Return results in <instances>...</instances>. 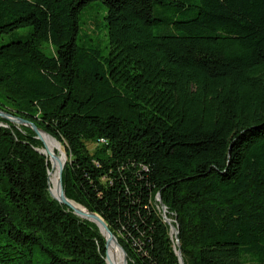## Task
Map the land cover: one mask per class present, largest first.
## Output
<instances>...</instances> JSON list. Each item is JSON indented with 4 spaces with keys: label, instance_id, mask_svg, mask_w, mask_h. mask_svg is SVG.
I'll list each match as a JSON object with an SVG mask.
<instances>
[{
    "label": "trees",
    "instance_id": "obj_1",
    "mask_svg": "<svg viewBox=\"0 0 264 264\" xmlns=\"http://www.w3.org/2000/svg\"><path fill=\"white\" fill-rule=\"evenodd\" d=\"M93 2L106 55L79 42ZM0 110L66 149L128 264H264V0H0ZM0 122V264H107L50 195L56 150Z\"/></svg>",
    "mask_w": 264,
    "mask_h": 264
},
{
    "label": "water",
    "instance_id": "obj_2",
    "mask_svg": "<svg viewBox=\"0 0 264 264\" xmlns=\"http://www.w3.org/2000/svg\"><path fill=\"white\" fill-rule=\"evenodd\" d=\"M0 117L4 118L8 121H10L11 123H15L18 125H22L25 127H28L30 129L33 130V132L35 133V135L37 136V139L40 140L41 142H43L42 138H41V134L45 132H43L42 130H40L35 124H33L32 122H30L29 120L23 119V118H19V117H13L12 115L5 113L3 111L0 110ZM48 135V134H47ZM49 136V135H48ZM51 137V136H49ZM52 138V137H51ZM53 140H55L58 144H60L56 139L52 138ZM61 145V144H60ZM50 160L54 159L57 162H60L59 157L56 154H53L51 152L48 153ZM67 162V161H66ZM64 167L65 165H61L59 168V188H60V196L58 199H56L61 205L68 207L69 209H71L75 215H77L78 217H80L83 220H88L91 223H94L100 230L101 234L103 235V237L106 239V263H108V248L111 242H115L122 250L124 258H125V264H128V260H127V254L125 252V250L121 247V245L119 244L117 238L115 237V235L112 233V231L110 230L109 226L107 225V223L102 219V217H100L97 214L91 213L89 212L87 209H85L84 207L78 205L77 203L69 200L65 194L64 191V187H63V172H64ZM50 195L51 194V189H50ZM74 204L78 205L79 208H76L74 206ZM172 232L176 235H178V231L176 230L175 227L172 226ZM178 257L180 259V263L184 264V261L182 259L181 256V252L178 251Z\"/></svg>",
    "mask_w": 264,
    "mask_h": 264
},
{
    "label": "rangeland",
    "instance_id": "obj_3",
    "mask_svg": "<svg viewBox=\"0 0 264 264\" xmlns=\"http://www.w3.org/2000/svg\"><path fill=\"white\" fill-rule=\"evenodd\" d=\"M105 17H106V10L102 6V4L100 2H93L92 4L87 6L82 11V14L80 16V31H79V42L80 43H85V44L89 45L91 43H87V40L92 39L95 46L98 47L99 49H101L103 51L104 55L108 54L109 49H110L109 36H108L107 30L104 28V26L106 24ZM12 116L16 117L14 115H12ZM0 119H2L4 121H8V120L1 118V117H0ZM8 122H10V121H8ZM12 124H14L19 129L20 128H28V127L18 125L15 123H12ZM1 126H4V124H2V122H0V127ZM28 129H30V128H28ZM30 130H32V129H30ZM36 138H37V136H36ZM43 145H44V143H43ZM87 145H88L90 152H94L96 145L94 143H88ZM62 148L65 150V153H66V149L63 146H62ZM43 149H47L45 145H44ZM43 149H41L39 152L41 154H43L44 156L48 157L50 160L49 155L46 152L44 153ZM55 154L58 157H60V151L59 150H56ZM66 157H67V155H66ZM67 161H68V157H67ZM55 172H56V170H55ZM49 180H50V175H49ZM50 189H51V183H50ZM112 259H113V253H112ZM112 259H111V261H112ZM111 261L109 262V264H111Z\"/></svg>",
    "mask_w": 264,
    "mask_h": 264
},
{
    "label": "bare ground",
    "instance_id": "obj_4",
    "mask_svg": "<svg viewBox=\"0 0 264 264\" xmlns=\"http://www.w3.org/2000/svg\"><path fill=\"white\" fill-rule=\"evenodd\" d=\"M41 138L47 146L51 147L54 150L60 151V157H61L60 163L56 169V172L53 174L52 179H51L53 191L57 195V198H59V196H60V188H59V183H58V181H59V168L61 165H66V161H67L66 153H65V150L62 148V146L60 144H58L55 140H53L51 137H49L47 134L42 133ZM74 206L76 208H79L75 204H74ZM109 246H110L111 251L113 253V259L111 261V264H125V258H124V255H123L121 248L115 242H111ZM121 258H122V260H121Z\"/></svg>",
    "mask_w": 264,
    "mask_h": 264
},
{
    "label": "built area",
    "instance_id": "obj_5",
    "mask_svg": "<svg viewBox=\"0 0 264 264\" xmlns=\"http://www.w3.org/2000/svg\"><path fill=\"white\" fill-rule=\"evenodd\" d=\"M103 142V141H102Z\"/></svg>",
    "mask_w": 264,
    "mask_h": 264
}]
</instances>
